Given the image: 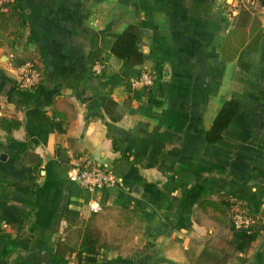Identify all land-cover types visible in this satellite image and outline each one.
Instances as JSON below:
<instances>
[{
	"label": "crops",
	"instance_id": "crops-1",
	"mask_svg": "<svg viewBox=\"0 0 264 264\" xmlns=\"http://www.w3.org/2000/svg\"><path fill=\"white\" fill-rule=\"evenodd\" d=\"M17 1L25 27L7 35L11 43L0 38V118L20 121L0 125V264H264V228L237 250L230 213L199 205L230 194L264 212V5ZM129 23L141 63L110 51ZM31 58L41 79L21 90L18 68ZM97 59L106 62L100 73L92 70ZM143 69L154 74L160 105L127 90ZM226 101L236 111L208 138ZM82 154L119 183L89 192L70 180L67 168ZM92 199L100 210L89 209ZM88 228L102 242L94 260L78 253ZM121 233L133 240L129 248Z\"/></svg>",
	"mask_w": 264,
	"mask_h": 264
},
{
	"label": "trees",
	"instance_id": "trees-1",
	"mask_svg": "<svg viewBox=\"0 0 264 264\" xmlns=\"http://www.w3.org/2000/svg\"><path fill=\"white\" fill-rule=\"evenodd\" d=\"M264 5V0H258ZM6 10H3L0 6V38L12 42V39L7 40V35L20 34L25 27L27 16L26 12L17 0H13L5 3ZM138 29L135 24H127L119 34L112 40L110 45V51L118 58H126L133 63H141L144 59V53L138 49L135 45ZM140 72V71H139ZM139 72L137 74H139ZM154 75V74H153ZM151 84L141 87H132L130 82H127V90L131 93V96L135 99H143L153 101L154 104L160 105L161 100L154 97L151 91ZM237 104L233 101H226L216 113L210 127L207 130L208 138L215 139L219 136L220 132L227 125L232 115L236 111ZM20 121L16 118H0V125L10 130L18 127ZM235 200L232 199L230 194L214 200L210 198L203 199L199 202L202 208H211L213 211H218L223 215L230 213L228 217V224L232 232L230 241L234 244V248L240 251H244L250 243L256 239L260 231L264 228L263 222L255 223L249 227H235L231 220V215L234 209ZM99 235L94 233L91 228L85 231L81 240V247L78 253H87L86 258L88 260H94L96 253H98V247L102 246V242L99 241ZM57 257L62 255V249L59 246ZM118 260L130 261L129 257L117 256ZM64 261V259L62 260ZM196 264H206L203 261H198Z\"/></svg>",
	"mask_w": 264,
	"mask_h": 264
},
{
	"label": "built area",
	"instance_id": "built-area-1",
	"mask_svg": "<svg viewBox=\"0 0 264 264\" xmlns=\"http://www.w3.org/2000/svg\"><path fill=\"white\" fill-rule=\"evenodd\" d=\"M13 0H0V6L6 10L5 3ZM255 1V0H252ZM106 62L104 59H97L92 64V70L100 73L104 69ZM41 70L34 58L23 62L16 75V85L19 89H31L36 86L41 79ZM153 74L149 69H143L139 74L129 78L132 87H141L152 83ZM67 175L70 180L79 183L87 191L92 192L97 188H105L117 185L119 177L107 165L100 163L87 154H82L77 160L72 162L67 168ZM234 209L231 215L232 223L235 227H249L255 223H264V212L253 213L249 211L243 203L232 196ZM89 209L97 211L101 209L100 203L96 199L90 200Z\"/></svg>",
	"mask_w": 264,
	"mask_h": 264
},
{
	"label": "rangeland",
	"instance_id": "rangeland-1",
	"mask_svg": "<svg viewBox=\"0 0 264 264\" xmlns=\"http://www.w3.org/2000/svg\"><path fill=\"white\" fill-rule=\"evenodd\" d=\"M242 7V6H241ZM243 8V9H242ZM240 10H239V12H241V14H243L242 12H246L247 11V9H245V7H242ZM253 16H255L254 15V13L253 14H250V16H249V18H247L248 20H255V17H253ZM247 20V21H248ZM122 229H124L123 227H122ZM120 237H118V239H123V241H124V244H126L127 242L129 243V244H127V245H125V247L126 248H129L130 247V245L132 244V243H130V242H133V240L132 241H129L130 240V237L129 236H123L124 235V233H121V234H118ZM76 235L75 234H72L71 235V239L72 240H74V239H76V241L79 239V237H75ZM138 237L137 238H140V236L139 235H137ZM141 239V238H140ZM105 243V242H104ZM119 244V243H118ZM115 249H117V248H115ZM119 249H120V247H119ZM117 252H119V250H117ZM126 252H127V250H126ZM118 254V253H117ZM118 256H120V255H118ZM133 258H134V256H133Z\"/></svg>",
	"mask_w": 264,
	"mask_h": 264
}]
</instances>
